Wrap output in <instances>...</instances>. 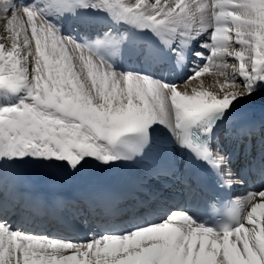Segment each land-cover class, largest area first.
<instances>
[{
    "label": "snow or ice",
    "instance_id": "1",
    "mask_svg": "<svg viewBox=\"0 0 264 264\" xmlns=\"http://www.w3.org/2000/svg\"><path fill=\"white\" fill-rule=\"evenodd\" d=\"M76 5L89 6L85 0H53L56 7ZM90 6L162 38L210 32V42L202 45L210 56L183 86L116 73L62 36L34 6L0 0V95L23 94L0 107V165L31 157L67 162L75 170L86 157L104 164L133 161L144 156L159 125L227 186L240 183L229 156L194 144L191 135L206 125L210 136L217 119L264 87V0H91ZM235 135L254 146L261 129L247 123ZM260 155L264 159V140ZM161 174L171 171L149 176ZM193 181L189 191L195 194L199 181ZM118 203L117 197L81 193L63 207L94 218L117 213ZM234 204L231 223L219 230L175 211L159 223L82 243L13 231L0 222V264H264V190Z\"/></svg>",
    "mask_w": 264,
    "mask_h": 264
},
{
    "label": "bare ground",
    "instance_id": "2",
    "mask_svg": "<svg viewBox=\"0 0 264 264\" xmlns=\"http://www.w3.org/2000/svg\"><path fill=\"white\" fill-rule=\"evenodd\" d=\"M85 2L89 6L76 5L67 9L53 6V0H16V3L21 5L35 4L39 12L56 25L62 36L70 37L86 47L95 58L111 65L116 73L138 74L168 85L183 86L189 77L204 66L210 56V49L202 47L210 42V32H205L195 39L192 38L191 33L183 37L177 35L162 38L151 30L141 29L135 24L110 15L107 11L91 7V0H85ZM123 2H134V0H123ZM72 22H75L73 23L74 28H79V34L71 33V31L74 32L71 28ZM165 40L168 42L166 43ZM121 45H124L125 49L120 48L122 49L120 50ZM179 53H184L187 57H183L182 64L179 63L178 68L174 69L169 60ZM161 59H166L168 62L162 64ZM202 79L206 86L214 83L208 75ZM196 83V81L192 82V84ZM22 95L21 93L10 98L0 95V107L17 103ZM232 108L242 111L239 118L250 116L264 120V87H257L252 97L237 101ZM226 130L229 132L231 129L228 127ZM225 137L227 138L220 135L218 141L227 143L233 140L237 148L233 160L234 167L249 181L247 192L242 191L238 195L239 199H243L250 192L260 191L264 186V159L260 155V141L264 140V131L256 138L254 146L247 145L246 139L236 141L231 138V135ZM188 155L187 148H182L172 133L156 125L151 146L142 158L137 157L133 161L117 160L104 164L94 158L86 157L75 170L70 168L67 162L35 160L31 157L4 162L0 165V170L6 177L9 176L10 181L2 182V187L4 185L5 189L0 191V222L7 223L13 231L31 235L38 232L42 234L41 236L74 243L87 242L93 235L123 234L139 226H148L154 223L155 219L167 218L171 212L175 211L184 212L196 223L201 224L198 219L199 195L190 192L189 185L177 176L176 165L182 161H188ZM168 166H171V169ZM126 169H137L143 172L145 178H149L152 172L171 171V175H159L157 180L163 178L164 182L150 189L148 195L140 201L141 204L137 205L138 200L141 199L138 198L119 206V211L113 215L91 217L90 224L85 225L86 227L90 225L88 230L85 227L80 235H74L71 230L59 222L47 221L44 212L37 215L30 206H21L16 193H5L6 187L12 184L11 181L22 185H46L47 183L49 185L46 186L57 187L56 190L70 192L71 198L84 193L83 186L91 180L97 183L107 179L115 180L125 175ZM170 182L171 187H168L167 183ZM97 183H92V185ZM69 185L72 187L70 191L67 190ZM172 207L174 209L168 212V209ZM62 212L69 214L74 228L79 226V219L75 217V213L67 211L64 207ZM35 219L41 220L43 225L34 224Z\"/></svg>",
    "mask_w": 264,
    "mask_h": 264
},
{
    "label": "rangeland",
    "instance_id": "3",
    "mask_svg": "<svg viewBox=\"0 0 264 264\" xmlns=\"http://www.w3.org/2000/svg\"><path fill=\"white\" fill-rule=\"evenodd\" d=\"M23 6H33L31 3H24V5ZM35 7V6H34ZM36 8V7H35ZM36 10L37 11H39L37 8H36ZM47 19V18H46ZM48 20V19H47ZM49 21V20H48ZM50 22V21H49ZM52 25H54L55 27H56V25L55 24H53L52 22H50ZM57 28V27H56ZM195 53V52H194ZM11 104H13V103H10L9 104V106L11 105ZM260 190H264V186H262V188L260 189ZM161 221V220H160ZM92 230H94V228L92 229ZM127 231V230H126ZM36 232V231H35ZM123 232H125V231H123ZM35 235H37V236H41L42 234H40V233H38V232H36V233H34ZM80 243H82V242H80Z\"/></svg>",
    "mask_w": 264,
    "mask_h": 264
}]
</instances>
